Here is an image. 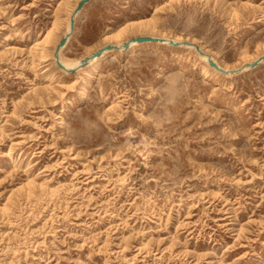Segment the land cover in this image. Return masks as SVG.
Listing matches in <instances>:
<instances>
[{
  "label": "rangeland",
  "instance_id": "1",
  "mask_svg": "<svg viewBox=\"0 0 264 264\" xmlns=\"http://www.w3.org/2000/svg\"><path fill=\"white\" fill-rule=\"evenodd\" d=\"M80 1L0 0V264H264V0H91L61 69Z\"/></svg>",
  "mask_w": 264,
  "mask_h": 264
},
{
  "label": "water",
  "instance_id": "2",
  "mask_svg": "<svg viewBox=\"0 0 264 264\" xmlns=\"http://www.w3.org/2000/svg\"><path fill=\"white\" fill-rule=\"evenodd\" d=\"M91 0H81L77 7L75 8L74 12H73V15L70 19V31L69 33H67L61 40L60 42L57 44V47L55 49V61L57 63V65L61 68V69H64L63 65L61 64L60 60H59V52L61 51V49L63 48V46H65V44L67 43L68 41V38L70 37L71 33L73 32L74 28H75V17L76 15L83 9V7ZM132 41L134 42H145V41H154V42H162L163 40L162 39H159V38H155V37H134L132 38ZM171 44L174 43V41L170 40L169 41ZM189 45H193L196 49L197 52H199L201 55H205L203 50L200 49L197 45L195 44H191L189 43ZM130 46V42L127 41L125 44H124V49H128ZM118 46L116 45H106L104 47H102L101 49L97 50L96 52L92 53L90 56L86 57L85 59H83L82 61V65L81 66H84L86 65V63L89 62V60L95 58V57H98L102 54V52L104 50H111V49H117ZM208 58V63L216 68L218 71L220 72H223L225 73V71L223 69H221L211 58L207 57ZM259 62L258 60L254 61V63L252 64L253 66H258L259 65ZM71 71V70H69Z\"/></svg>",
  "mask_w": 264,
  "mask_h": 264
},
{
  "label": "bare ground",
  "instance_id": "3",
  "mask_svg": "<svg viewBox=\"0 0 264 264\" xmlns=\"http://www.w3.org/2000/svg\"><path fill=\"white\" fill-rule=\"evenodd\" d=\"M62 14V13H61ZM139 26L140 25H143V24H138ZM144 26V25H143ZM142 26V27H143ZM141 27V26H140ZM138 28V27H137ZM68 31H67V33L70 31V23L68 24ZM126 32V29H122V30H119V31H117V32H115L112 36V38H120L124 33ZM48 37H49V33H48V35H47ZM48 37L46 38V40H48ZM155 38H158V37H155ZM160 39V38H159ZM162 39V38H161ZM164 39H166V38H163L162 40L164 41ZM169 39V38H168ZM45 40V41H46ZM69 41H70V37L68 38V41H67V43L65 44V46L69 43ZM160 42V43H168L167 42V39H166V41H164V42ZM170 41V40H169ZM173 41V40H172ZM178 41V40H177ZM180 41V40H179ZM145 42H147V43H150V42H154V41H145ZM142 43H144V42H134V41H132V39H130V46H129V48L127 49V51H130L131 49H132V47L133 46H135V45H139V44H142ZM159 43V42H158ZM170 43V42H169ZM176 42L174 41V43L173 44H175ZM121 44V43H120ZM171 44V43H170ZM183 44L182 43H180V45H177L178 47H180V46H182ZM65 46H63V48L65 47ZM62 48V49H63ZM62 49H61V51H62ZM61 51L59 52V60H60V62L66 67V68H72V67H78L80 64H81V60H65L63 57H62V55H61ZM112 51H114V50H104L103 52H102V54L100 55V56H98V57H95V58H93V59H91V60H89V62H88V66L89 67H91L92 68V70L93 71H99V67H100V60L103 58V57H105L108 53H110V52H112ZM206 54V53H205ZM207 55H205V56H203V58H205L207 61H208V58L206 57ZM202 57V56H201ZM43 58V57H42ZM258 61H260V62H264V56H261V57H259L258 58ZM248 63V62H247ZM87 64V63H86ZM218 64V63H217ZM247 67V66H246ZM254 66L252 65V63H249V65H248V68L249 69H251V68H253ZM216 69V68H215ZM225 70H227L226 68H225ZM236 72V71H235ZM229 73H231V72H229ZM81 93H82V95H86L87 94V88L86 87H83L82 89H81Z\"/></svg>",
  "mask_w": 264,
  "mask_h": 264
},
{
  "label": "clouds",
  "instance_id": "4",
  "mask_svg": "<svg viewBox=\"0 0 264 264\" xmlns=\"http://www.w3.org/2000/svg\"><path fill=\"white\" fill-rule=\"evenodd\" d=\"M179 79H180V76L178 74H173L172 77L169 78L166 81V84L163 86L164 90L169 91V90L175 89Z\"/></svg>",
  "mask_w": 264,
  "mask_h": 264
}]
</instances>
